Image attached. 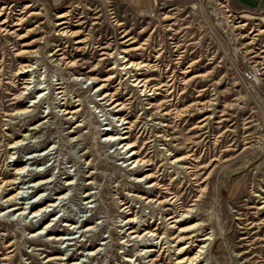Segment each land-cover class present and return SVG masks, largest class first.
I'll return each instance as SVG.
<instances>
[{
    "label": "rangeland",
    "instance_id": "obj_1",
    "mask_svg": "<svg viewBox=\"0 0 264 264\" xmlns=\"http://www.w3.org/2000/svg\"><path fill=\"white\" fill-rule=\"evenodd\" d=\"M222 10L0 0V264H264V12Z\"/></svg>",
    "mask_w": 264,
    "mask_h": 264
},
{
    "label": "bare ground",
    "instance_id": "obj_2",
    "mask_svg": "<svg viewBox=\"0 0 264 264\" xmlns=\"http://www.w3.org/2000/svg\"><path fill=\"white\" fill-rule=\"evenodd\" d=\"M66 14L65 13H61V14H58L57 15V18H63L64 16H65ZM1 22H3V21H1ZM63 22V21H62ZM62 22H58L57 24H61ZM127 63H129V64H131V65H135V64H138L137 62L136 63H134V62H127ZM128 64V65H129ZM130 66V65H129ZM98 88H100V87H98ZM107 94L105 93L104 94V96H106ZM103 98V97H102ZM113 102V101H112ZM117 105H119V103H115V106H117ZM123 139L125 138V137H122ZM122 145H127V147H130L129 149H131L132 148V146H133V144H127V142H124ZM123 148V147H122ZM132 154L134 155V156H132ZM136 154H137V151H131V153H130V157L132 158L133 157V159H132V162H136V163H138L141 159H138V158H136ZM24 169V167H20V168H18L17 170H16V172L18 173V171H21V170H23ZM1 180V179H0ZM15 181H10V182H1V184H0V187H3L2 185H6V184H9V183H14ZM18 193V192H17ZM17 193H15L14 195H12V196H9V197H7V201H10V200H14L15 198H17ZM13 208H19V207H17V206H13ZM12 208V209H13ZM181 215H183V216H185L184 214H181ZM169 218H173V216H170ZM179 220V219H178ZM177 219H173V221H178ZM172 221V220H171ZM127 222H129V223H131V222H133V219H130V218H128L127 219ZM174 225V224H173ZM130 227V229H131V231L130 232H136V230H134L133 228H132V226H129ZM188 230V228H179L178 229V232H177V234H175V235H173V236H171V237H169V238H167V240H166V242H168V246L170 245V243L171 242H173V245H171V246H174V244H177V243H179V242H181L182 240H184L185 238H189V237H185V235H186V231ZM40 232V231H39ZM140 234V233H139ZM134 236H137V234H135ZM206 238H208V237H203V239H206ZM198 240H201V238L200 239H198ZM185 245V244H184ZM184 245H182V246H179V247H177L176 248V253L175 254H180L179 256H177L176 257V261H175V263L176 264H185L186 262H188L187 264H197L198 262H199V254L202 252L201 250V248H203L202 246L198 249V251L197 252H199L198 254L196 253V254H194L193 256H186V254H185V249H186V247L184 246Z\"/></svg>",
    "mask_w": 264,
    "mask_h": 264
},
{
    "label": "crops",
    "instance_id": "obj_3",
    "mask_svg": "<svg viewBox=\"0 0 264 264\" xmlns=\"http://www.w3.org/2000/svg\"><path fill=\"white\" fill-rule=\"evenodd\" d=\"M55 4H64L69 0H51ZM130 7H151L155 3L163 1L167 4H177V3H186L189 0H122ZM229 4L231 9L234 12H249V13H263L264 12V0H229ZM249 13H241L245 16H251L258 19L257 16L249 14ZM259 19L264 20V17L261 16Z\"/></svg>",
    "mask_w": 264,
    "mask_h": 264
},
{
    "label": "built area",
    "instance_id": "obj_4",
    "mask_svg": "<svg viewBox=\"0 0 264 264\" xmlns=\"http://www.w3.org/2000/svg\"><path fill=\"white\" fill-rule=\"evenodd\" d=\"M189 3H192L193 6L197 4L199 8H202L203 6L213 8V4H216L219 7L223 8L222 11L226 12V15L231 14L229 0H189ZM174 6L175 4H167L163 1H160L158 3H155L151 7H137L136 9L138 15L153 18L159 11L170 9Z\"/></svg>",
    "mask_w": 264,
    "mask_h": 264
}]
</instances>
